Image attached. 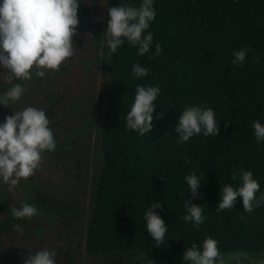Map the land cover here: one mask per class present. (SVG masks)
Instances as JSON below:
<instances>
[{
	"label": "trees",
	"instance_id": "1",
	"mask_svg": "<svg viewBox=\"0 0 264 264\" xmlns=\"http://www.w3.org/2000/svg\"><path fill=\"white\" fill-rule=\"evenodd\" d=\"M100 1L63 0L48 30L10 22L0 0V180L26 191L0 196V264H213L264 252V0H107L109 79L79 243L80 199L30 179L32 148L72 154L58 133L70 55L53 56L55 42L62 28L93 30ZM79 155L74 175L87 167Z\"/></svg>",
	"mask_w": 264,
	"mask_h": 264
},
{
	"label": "rangeland",
	"instance_id": "2",
	"mask_svg": "<svg viewBox=\"0 0 264 264\" xmlns=\"http://www.w3.org/2000/svg\"><path fill=\"white\" fill-rule=\"evenodd\" d=\"M13 6L10 22L21 23L22 19L29 17L36 20L40 26L50 30L59 28L61 16L64 14L63 0H9ZM93 5L92 2H90ZM109 9L107 0H101L98 9L94 11V28L87 32L71 33L68 28H62L58 34L56 45L60 50L53 54L56 57L69 53L66 65L71 69L68 77L64 79L71 83L68 98L63 100L61 111V124L59 135L68 140L70 153L66 158L55 159L44 155L42 149L32 148L29 152L33 160L28 165L31 180L42 182L56 194L71 199H80L81 210L78 213L74 237L79 243L84 235V225L87 213L91 206V196L94 189L95 176L99 165L98 130L96 124L103 112L105 94L109 79V46L107 42V24ZM18 22V23H17ZM19 25V24H18ZM70 43H73L72 45ZM57 70V69H55ZM55 70L47 71L51 77H58ZM44 74V75H45ZM45 78V77H44ZM41 87H43V83ZM54 91L62 90L63 86L57 84ZM27 89H30L27 84ZM31 90V89H30ZM30 93V92H29ZM32 93V92H31ZM40 95V94H39ZM29 96V95H28ZM56 96L61 93L56 92ZM34 97L31 94V99ZM39 96H35L36 101ZM38 103V102H36ZM29 101L27 105L29 106ZM39 108L38 104H33ZM38 106V107H37ZM21 107H24L21 105ZM22 108L21 110H23ZM72 135V137H71ZM24 143L26 145H24ZM32 140L19 141L18 147L31 146ZM21 147V148H22ZM37 149V150H36ZM83 152L86 156L87 167L83 172L74 175L72 172L73 159L77 161ZM21 159H28L23 149L19 150ZM67 159V160H66ZM6 193H26L22 186L17 188L13 184L0 180V196ZM55 222L47 213L43 215V223L47 233H53L59 238V223ZM81 264L84 260L81 258ZM213 264H264V252L252 253L235 251L229 253L223 261Z\"/></svg>",
	"mask_w": 264,
	"mask_h": 264
}]
</instances>
